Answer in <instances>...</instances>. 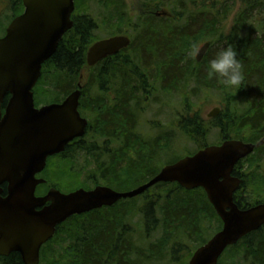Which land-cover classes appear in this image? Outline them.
I'll list each match as a JSON object with an SVG mask.
<instances>
[{
    "label": "trees",
    "instance_id": "16d2710c",
    "mask_svg": "<svg viewBox=\"0 0 264 264\" xmlns=\"http://www.w3.org/2000/svg\"><path fill=\"white\" fill-rule=\"evenodd\" d=\"M10 1L13 3V15H19L23 9L21 0ZM158 1L164 3V0H139L141 3L150 2L153 8L157 7ZM177 1L183 5L184 2L192 0ZM76 2L77 0H74V5L77 6ZM242 4L229 32L220 30L207 41L210 48L206 60L198 69L193 68L190 72L192 75H187L186 78L193 77L198 87L221 94L223 108L220 114L210 121L212 127H218L222 132L226 127L233 128L234 117L230 116H236L238 112L245 110V117L237 124L248 126L253 133L251 139H247L245 143H257L264 137V20L252 21V14L254 9H264V0H242ZM148 13L153 14L151 11ZM73 21L72 29L63 36L53 56L42 66L41 79L35 90L36 99L39 103H59L75 91L80 83L79 113H96L99 131L105 138L120 139L121 135L125 141V168L117 175V169L112 167L116 171L112 173L115 189L121 192L123 185L125 191L134 189L141 183H146L160 170L149 168L148 159L143 155L144 150L140 149L144 145L139 142L135 131L138 116L150 101L149 96L157 89L156 82L164 86L171 81V86L175 84V88L179 82L180 90V81L186 76L183 74L191 69V63L184 59L186 43L195 38L199 30L191 32L189 27H193L197 19L195 18L186 29L177 31H170L162 26L160 33H155L152 22L147 20V27L134 38L126 57L125 53L118 54L105 59L94 68L87 67L86 52L88 47L98 40L94 34L98 28L97 24L88 15L73 16ZM162 22L169 21L165 19ZM213 23L214 20H200L199 25H209L207 29H211L214 27ZM243 32L245 35L240 36ZM229 44L237 51L243 66L245 78L239 88L221 85L215 77L209 75L210 59ZM194 73L196 75H193ZM113 88L114 94L108 96L106 92ZM239 107L243 108L240 110ZM185 110L187 115L189 111L187 108ZM185 116H181L182 119L179 120L180 132L196 143L199 150L205 148L209 125L196 114ZM89 128L88 124L85 135L90 132ZM227 137L225 136L223 141L231 140ZM83 138L70 145L61 156L48 160L41 174L46 182L36 188V195H42L50 188L61 191L64 183L71 190L67 189L68 191L63 193L89 188L85 183L79 182L73 171L74 156L68 155L70 152L91 155L96 151V146L85 144ZM127 152L131 153L133 158L128 157ZM263 158L264 146L256 148L253 154L235 166L234 176L241 179L243 162ZM179 159L175 158L168 164H173ZM258 164L259 162L257 168H262ZM259 175L264 182V174L260 172ZM263 182L261 186L259 184V190L262 189ZM244 183L242 180L239 190L234 194L237 206L247 209L264 203L259 200L254 203L243 202L238 197V192L244 187ZM123 203L125 208L120 207ZM205 220L216 223L215 232L220 230L221 221L202 189L187 191L175 183H160L141 196L69 218L56 228L53 238L42 246L39 264H155V261L159 260L158 257L167 251L174 257L173 262L178 264V261H182L180 264H183L184 259H189L197 248L207 242L208 238L202 233ZM159 229L162 237L156 242H150L149 239ZM177 230L179 239L166 249L165 239L177 233ZM215 232H211V235ZM185 236L187 239H193L196 244L191 250L192 253L189 251L181 257L186 246ZM227 255L228 264H235L237 257L248 264H264V226L228 247L223 258ZM223 258L218 264L224 263ZM0 264L23 263L19 254L11 253L7 257L0 256Z\"/></svg>",
    "mask_w": 264,
    "mask_h": 264
},
{
    "label": "water",
    "instance_id": "95a60500",
    "mask_svg": "<svg viewBox=\"0 0 264 264\" xmlns=\"http://www.w3.org/2000/svg\"><path fill=\"white\" fill-rule=\"evenodd\" d=\"M23 13L8 25L0 38V256L19 254L23 264H39L40 250L56 228L73 216L111 207L132 199L160 183H175L187 191L202 189L222 226L197 248L187 264H218L224 251L264 226V203L240 209L234 194L242 180L235 166L264 146L225 140L206 146L194 155L165 165L148 182L125 192L97 186L62 193L51 188L41 197L37 178L47 160L65 146L82 138L88 121L78 107L81 85L61 103L36 108L32 90L41 77L43 64L55 53L63 36L72 29L73 0H22ZM130 39L119 35L94 42L86 52L87 67L128 48ZM210 44L204 43L195 59L200 62ZM11 95L4 110L2 103ZM220 108L207 114L216 118Z\"/></svg>",
    "mask_w": 264,
    "mask_h": 264
},
{
    "label": "rangeland",
    "instance_id": "374dc122",
    "mask_svg": "<svg viewBox=\"0 0 264 264\" xmlns=\"http://www.w3.org/2000/svg\"><path fill=\"white\" fill-rule=\"evenodd\" d=\"M186 2L181 5L177 0H164L163 4L158 1L156 8H153V4L150 2L141 3L139 0H77V6L75 5L76 14L88 15L96 22L98 28L94 34L98 39L110 35L119 36L127 34L134 40L147 27V20L152 22L155 27V33H160L163 27L168 28L170 31L186 29L190 23H193L192 21L195 18L197 19V23L193 27H189L191 32L197 29L199 30L196 37L187 41L188 44L186 43L187 51L184 59L188 63H191V69L188 71L186 69L189 74L187 72L183 74L186 76L183 79L181 78L180 90L178 89L179 82L177 88H175V84L171 86V81L164 86H161L162 84L160 82H156L155 87L157 89L149 96L150 101L145 106L143 113L138 116V125L135 131L137 138L140 139L139 142L144 145L140 149L141 151L144 150L145 154L143 155L148 159L149 168L151 167V169H161L173 159H181L185 156L194 155L199 150L197 144L188 139L179 130V120L182 119L181 116L186 115V108L190 112H187V117L196 114L209 125V133L205 139L207 146L220 145L225 136H228L227 138L231 140L241 139L239 141L246 142L253 135L248 126L242 127L239 126L240 123L237 124L240 119L245 117L243 114L245 110L243 112L241 111L242 113L238 112L236 116H230L234 117L233 128L229 129L226 127L222 132L218 127H212L210 121L214 120V118L208 119L207 114L214 108H223L221 94L214 90L211 91L208 88L198 87L193 77L186 78L187 75H192L190 72H192L193 68L198 69L203 64V61L206 60L209 49L200 62L196 63L195 61L196 53L200 47L212 39L214 35L216 36L220 30H224L225 33L229 32L234 19L241 11L243 5L242 0H195V2L192 0ZM12 4L10 0H0V37L3 36L6 27L13 19ZM150 4L151 6H149ZM148 11L153 12V14L148 13ZM158 12H166L168 15L166 21L169 22H162L165 19L159 20L155 18L154 20V13ZM252 16V21L264 20V9H254ZM200 20L202 22L214 20L212 25L214 27L207 29L209 25L205 26L204 24L200 27ZM244 35L245 33L243 32L240 36ZM180 66L183 67L182 65ZM193 75L196 74L194 73ZM106 94L109 96V94H114V92H106ZM41 104L45 103L41 102ZM243 107H239V109L241 110ZM80 115L88 121L90 126V132H87L83 140L85 144L95 145L96 151L91 153V155L75 154L72 159L74 165L73 171L79 173V182L85 183L89 187L86 190L100 185L119 192L115 189L114 182L112 181V173H116L114 169H117L116 174L119 175V172L125 168V141L123 137L120 135V139L115 137L105 138L102 135L103 133L99 131L100 126L97 123L96 113L89 111L87 113L83 112ZM126 154H128V157L133 158L131 153L127 152ZM258 162V165L262 168H257ZM113 166H115L114 169L112 168ZM260 172L264 174V158L263 160L250 159L242 163L240 176L245 183L244 187L238 192V197L243 202L254 203L257 200L264 201V190H262L264 189V182L261 180ZM88 177H92L90 178L91 180ZM261 182H263V186L259 190V184L261 186ZM122 187H125V185ZM122 187L121 190L123 191L121 192H125V188ZM67 189H70V187L64 183L61 191H68ZM161 190L165 191L166 189ZM120 207L125 208V203L120 204ZM136 220L137 218L134 221ZM202 227V233L208 240L216 233L214 231L216 223L214 222L205 220ZM179 230H177V233L165 239L167 240L166 249H169L172 243L179 239ZM211 232L215 233L211 235ZM162 235L161 229H159L149 241L156 242ZM184 242L186 246L181 253V257L189 251L192 253L191 250L196 244L190 238ZM224 253L221 255V258H223ZM228 256L223 258V264L229 263ZM158 258L159 260H156L155 264H177L173 262L174 257L170 255L169 251L163 252L162 256ZM189 259L186 261L184 259L183 264H187ZM181 262L178 261V264ZM234 263L248 264L247 262H243L239 257L235 259Z\"/></svg>",
    "mask_w": 264,
    "mask_h": 264
},
{
    "label": "clouds",
    "instance_id": "9594fccd",
    "mask_svg": "<svg viewBox=\"0 0 264 264\" xmlns=\"http://www.w3.org/2000/svg\"><path fill=\"white\" fill-rule=\"evenodd\" d=\"M209 75L215 77L221 85L239 88L245 77L238 53L232 45L221 48L210 59Z\"/></svg>",
    "mask_w": 264,
    "mask_h": 264
},
{
    "label": "flooded vegetation",
    "instance_id": "af4514ba",
    "mask_svg": "<svg viewBox=\"0 0 264 264\" xmlns=\"http://www.w3.org/2000/svg\"><path fill=\"white\" fill-rule=\"evenodd\" d=\"M74 1V0H73ZM21 4H22V0H21ZM22 6H23V4H22ZM24 9V8H23ZM23 13V10H22V12L19 14V15H21ZM19 15H16L15 17H13V19L14 18H16V17H18ZM73 16H81V15H79V14H76V7H75V5H74V11H73V13H72V15H71V20H72V22H73V26H74V21H73ZM154 16H155V18H157V19H162V17H164V19H168V15L166 14V12H162V13H154ZM154 18V19H155ZM12 19V20H13ZM11 23V22H10ZM72 26V27H73ZM8 27V26H7ZM6 27V28H7ZM5 31H6V29H5ZM5 31H4V34H3V36L5 35ZM3 36H1L0 38H2ZM123 36H127L129 39H130V45H129V47L128 48H126V49H124V50H122V51H120L118 54H124L125 53V57H126V55L128 54L127 52L129 51V49H130V47H131V45H132V42L134 41L133 39H131V37L129 36V35H123ZM110 37H113V36H110ZM110 37H105V38H101V39H98V40H96V41H94V42H97V41H99V40H103V39H108V38H110ZM93 42V43H94ZM92 43V44H93ZM91 44V45H92ZM90 45V46H91ZM89 46V47H90ZM88 47V48H89ZM118 54H116V55H118ZM116 55H114V56H116ZM114 56H111V57H114ZM111 57H108V58H111ZM107 59V58H106ZM105 60V59H104ZM104 60H101L97 65H99L102 61H104ZM97 65H95L94 67H96ZM94 67H92V68H94ZM41 73H42V70H41ZM42 75V74H41ZM40 79H41V77H40ZM40 79L38 80V82H37V84H36V86L34 87V89L32 90V93H33V99H34V106L36 107V108H40V107H42V106H46V105H50V104H55V103H50V104H41V103H39V100H37L36 99V94H35V90H36V87H37V85H38V83H39V81H40ZM80 84V83H79ZM81 85V84H80ZM78 89V88H77ZM76 89V90H77ZM75 90V91H76ZM111 91H115V89H110L108 92H111ZM38 92V91H37ZM74 92V91H73ZM73 92H71V93H73ZM71 93H69L66 97H68ZM65 97V98H66ZM10 98H11V95L10 94H7L6 96H5V98H4V102L2 103V110H4L5 109V107L7 106V103L9 102V100H10ZM64 98V99H65ZM63 99V100H64ZM80 99V98H79ZM62 100V101H63ZM61 101V102H62ZM61 102H59V103H61ZM79 111V110H78ZM86 133V132H85ZM85 136V135H84ZM83 136V137H84ZM82 137V138H83ZM82 138H79V139H75V140H73L72 142H70V143H68L66 146H65V148H64V151L62 152V153H60V154H58V155H55V156H53V157H59V156H61L62 154H64V152L66 151V149L67 148H69V146L70 145H72L73 143H78V141L80 140V139H82ZM78 153H80V152H74V153H68V155L70 156V157H73L75 154H78ZM53 157H50V158H53ZM50 158H48V160L50 159ZM48 160H47V162H48ZM47 165V164H46ZM46 168V167H45ZM76 173V176H77V178H79V173H77V172H75ZM41 174H42V172L39 174V175H37V178H42V177H40L41 176ZM100 186V185H99ZM95 187H97V186H95ZM94 187V188H95ZM106 187V186H105ZM51 189V188H50ZM93 189V188H92ZM58 190V189H57ZM91 190V189H90ZM60 191V190H59ZM116 191V190H115ZM48 192V191H47ZM46 192V193H47ZM60 192H62V191H60ZM72 192V191H71ZM45 193V194H46ZM63 193V192H62ZM69 193V192H68ZM45 194H42V195H36L37 197H41V196H44ZM120 202V201H119ZM119 202H117V203H119ZM116 203V204H117ZM115 204V205H116ZM114 206V205H113ZM112 207V206H111ZM104 208V207H103ZM102 209V208H101ZM100 210V209H99ZM193 254V253H192ZM192 256V255H191ZM191 258V257H190ZM220 259H221V257L219 258V261H220ZM189 261V260H188ZM219 261H218V263H219ZM188 263V262H187Z\"/></svg>",
    "mask_w": 264,
    "mask_h": 264
}]
</instances>
